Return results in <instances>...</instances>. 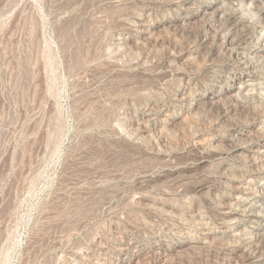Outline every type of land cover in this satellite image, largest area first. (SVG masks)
I'll return each mask as SVG.
<instances>
[{
	"label": "rangeland",
	"instance_id": "rangeland-1",
	"mask_svg": "<svg viewBox=\"0 0 264 264\" xmlns=\"http://www.w3.org/2000/svg\"><path fill=\"white\" fill-rule=\"evenodd\" d=\"M0 264H264V0H0Z\"/></svg>",
	"mask_w": 264,
	"mask_h": 264
},
{
	"label": "bare ground",
	"instance_id": "bare-ground-1",
	"mask_svg": "<svg viewBox=\"0 0 264 264\" xmlns=\"http://www.w3.org/2000/svg\"><path fill=\"white\" fill-rule=\"evenodd\" d=\"M241 22H243V21H241ZM238 24H240V23H238ZM242 24V23H241ZM263 42V41H262ZM244 43V42H243ZM236 202V201H235ZM248 210V209H247ZM222 213V212H221ZM241 223V222H240Z\"/></svg>",
	"mask_w": 264,
	"mask_h": 264
}]
</instances>
